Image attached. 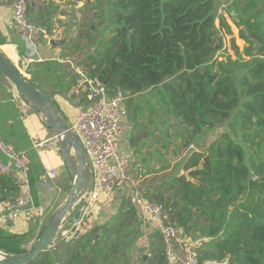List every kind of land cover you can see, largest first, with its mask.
I'll return each instance as SVG.
<instances>
[{"label":"trees","instance_id":"16d2710c","mask_svg":"<svg viewBox=\"0 0 264 264\" xmlns=\"http://www.w3.org/2000/svg\"><path fill=\"white\" fill-rule=\"evenodd\" d=\"M112 1L108 20L100 22L104 26L92 23L98 35L104 28L99 35L102 45L91 43L87 51L78 47L85 52L73 58V65L102 83L109 94L150 93L159 98L172 113L173 126L179 125L180 135L185 134L182 147L206 129L223 130L188 156L187 175L174 174L164 182L168 189L157 195L150 196L144 186L145 198L161 203L167 220L185 237L204 241L201 260L228 256L230 264H264V0H233L244 45L240 51L233 44L235 58L225 59L216 56L223 42L215 25V0H85V4L96 9ZM219 27L229 31L222 17ZM107 29L110 34L105 36ZM200 163L202 167L196 168ZM15 190L12 179L0 175V200L13 197ZM126 235L108 243L106 232L100 235L92 229L72 245L67 241L28 264H60L57 255L68 258L61 264H124ZM92 237L104 244H91ZM153 237L150 256L142 264H168L159 231ZM29 239L28 234L0 228V249L5 252H26L23 245Z\"/></svg>","mask_w":264,"mask_h":264},{"label":"crops","instance_id":"0c3cea01","mask_svg":"<svg viewBox=\"0 0 264 264\" xmlns=\"http://www.w3.org/2000/svg\"><path fill=\"white\" fill-rule=\"evenodd\" d=\"M40 1L33 0L28 8V16L34 23L41 25L44 23L45 27H49V38L34 35L31 44L28 43L25 40V31L14 19L12 0H0V47L41 91L54 97L61 117L70 124L80 110L91 105L89 98L91 79L82 73L80 67L74 66L73 58L70 59L66 54L71 41L70 29L74 28L75 24L68 23L71 11H61V8L70 9V2L51 0L48 6L41 4L40 7ZM74 1L73 5L80 7L79 12L83 11L84 6H91L90 3L85 4V0ZM215 2L218 6L215 20V25L219 28L218 35L225 37L224 35L228 34L230 44H236L235 42L240 38L235 31L237 30L235 22L238 18L234 9L231 8L233 0H215ZM220 17L228 25L229 31L226 32L225 28L219 27ZM65 38L66 42L58 46L48 43L49 39ZM243 45L240 43L239 46L242 48ZM222 48L225 46L223 45ZM85 49V51L88 50L87 47ZM30 51L32 55L29 57ZM78 52L76 57L79 58L83 52ZM34 55L38 56L37 60H34ZM59 65H63L66 70L60 71ZM15 94L16 91L10 81L0 75V133L7 144L27 153L35 209L22 213L6 230L16 234H28L30 241L33 242L49 217L46 215L47 210L52 206L54 210L66 198L71 187V180L69 176L67 189L64 184L60 185L64 179L62 177L57 179L59 172L67 170L54 135L42 125L38 116L30 108L16 101ZM124 107L127 114L121 122L117 146L120 155L126 161L128 180L109 197L93 205L92 229H96L100 235L102 232L109 233L111 239L127 233L123 241L130 235L137 234L146 241L141 243H144L146 246L144 248L147 250L153 244V234L158 230L154 224L142 220L139 209L126 197L130 179H137L140 186H146L150 196L165 192L168 188L164 182H170L174 174L187 175L188 170L184 168V165L188 156L194 151H199L204 141L209 145L214 137L210 139L208 135L204 139L200 135L199 139L190 143L196 147L193 150L180 146L181 136L178 138L177 131L178 134L181 133V127L173 126L172 113L169 109L166 110L161 100L153 94H131L125 99ZM29 123L32 128L28 127ZM0 157L4 158L1 153ZM51 163L55 165L52 166ZM47 164L49 167H46ZM58 167H60L59 170ZM50 169L56 172V177L51 181V188L46 189L43 186V178L44 173ZM37 182L39 187L36 189ZM81 205L82 202L77 204L78 213ZM77 217L75 213L68 216L62 230L71 228ZM117 221L124 222V226L119 227ZM116 224L119 229L115 228ZM123 229L126 230L123 231ZM117 230L120 231L118 234ZM184 238L183 232L180 231L177 238L172 241L174 253L180 259L183 256L181 240ZM174 261L176 264H182L178 259Z\"/></svg>","mask_w":264,"mask_h":264},{"label":"built area","instance_id":"2783aa9c","mask_svg":"<svg viewBox=\"0 0 264 264\" xmlns=\"http://www.w3.org/2000/svg\"><path fill=\"white\" fill-rule=\"evenodd\" d=\"M33 0H12L13 16L19 27L25 33V40L31 44L34 35L49 38L48 29L34 23L28 16V8ZM216 55L225 54L221 48ZM32 52L28 53L30 57ZM89 98L91 105L82 109L76 118L69 124L76 133L87 152L89 161L94 170V183L83 198L79 208V216L71 228L61 229L60 236L67 241L80 240L92 230L91 217L93 205L109 197L116 189L122 187L128 180L126 161L120 155L117 138L121 133V122L127 110L124 107L126 96L117 91L109 94L102 83L90 80ZM92 82V83H91ZM190 148L193 145H189ZM0 175L8 176L15 186V195L9 199L0 200V228L7 229L24 212L35 209L32 188L29 177V159L22 152H17L7 144L0 135ZM56 177L54 170L44 173L43 186L51 188V181ZM145 188L138 184L137 179H130V187L126 197L139 209L144 222L156 226L162 239L164 255L168 264H176L175 259L182 264H230L228 256L222 259H200L204 241L185 237L182 241L183 256L180 259L175 255L172 241L177 238L180 230L177 225L167 220L163 205L145 198Z\"/></svg>","mask_w":264,"mask_h":264},{"label":"water","instance_id":"95a60500","mask_svg":"<svg viewBox=\"0 0 264 264\" xmlns=\"http://www.w3.org/2000/svg\"><path fill=\"white\" fill-rule=\"evenodd\" d=\"M65 42L66 38L49 39L48 41L52 46H58ZM37 59L38 56L34 55V60ZM0 73L13 85L21 102L38 116L48 131L53 133L71 180V187L66 198L49 215L39 235L26 252L12 254L0 249V264H28L35 260L39 254L49 249H57L61 244L67 242L66 237L59 238L60 231L68 216L73 213L76 217L79 215L76 211L77 204L88 196L94 183V170L81 139L61 117L54 97L41 91L24 75L1 47ZM201 167L202 163L196 168Z\"/></svg>","mask_w":264,"mask_h":264},{"label":"rangeland","instance_id":"374dc122","mask_svg":"<svg viewBox=\"0 0 264 264\" xmlns=\"http://www.w3.org/2000/svg\"><path fill=\"white\" fill-rule=\"evenodd\" d=\"M50 2H51V0H41L40 1V7H41V4H45L44 6H48ZM68 2H70L69 3L70 4V7H69L70 9H68L67 7H62L61 8V11H66V10L71 11L70 17L68 18V23L69 24L71 23V25L75 24V27L72 28V29H70L71 41H70V44H69V46L67 48V53H66L68 55V57L71 59V58L76 57L77 54L79 53L78 50H77L78 47H82V48H86L87 47L88 48V47H91L92 45H94L95 47L96 46H99V45H102L103 42H102V40H99V35L102 33V31L104 30V28L102 27L101 30L98 29V32H100V34L98 35V33L94 30V26H93L92 23H94V24H96L97 26H100V27L101 26H104L100 22L101 21H107L108 20L107 17H109V15H110V12H108V9L111 8V4H113L114 2L113 1L111 3H108L107 2L108 3L107 6H105L104 4H101L96 9H94V10H96V12L93 10V8L95 6L93 7L92 5L90 7L89 6L88 7L87 6H84L83 11L82 12H79L80 11L79 10L80 7H75L73 5V3L75 4V1L74 0H68ZM56 21H59V20H56ZM98 23H100V24H98ZM107 24H108V22H106L105 25H107ZM88 25H91V27L88 26ZM235 31H236V34L239 36V33H238L239 27H237V30H235ZM83 32H86L87 35H83ZM88 34H91V36H88ZM104 34H105V36H107V35L110 34L108 32V29L104 32ZM92 36L93 37H96L95 38V41L94 42H87L88 41V38L89 37H92ZM224 36L225 37H221V36L220 37L222 39L223 45L225 46V54H229L232 58H235L236 52L232 48V45L230 44V42L228 41V38H227V37H229V35L228 34H225ZM91 43H93V44L90 46ZM235 43H236L235 45L238 46V48H239L240 47L239 46L240 43H242V45H243L244 41H243V39L240 38V40L236 41ZM239 49L241 51L242 48L240 47ZM225 54L224 55L223 54L220 55V58L219 59H225L227 57V55H225ZM130 95L131 94H125L126 98L129 97ZM15 99H16V101H18V103H20V105H23V103L19 99L17 93L15 94ZM157 99H159V98H157ZM31 126L32 125H30V123H29L28 124V127L30 128ZM222 131H223L222 128L221 129H219V128H216V129H206V130H204V134H202V137L201 138H204L205 139L209 135V138L210 139H212L213 137L215 139V138H217V137L220 136V134L222 133ZM181 134H182V132H181ZM177 135H179L178 138L180 136L181 137L182 136L185 137V134L184 135H180V132L178 134V131H177ZM191 145H193V147L190 148L188 146L189 149L193 150V149L196 148L194 144H191ZM206 146H207V143H205V141H204V143L199 148L206 147ZM14 150L17 151V152H22L25 155H27V153H25L23 150H16V149H14ZM50 165L54 166L55 163H51ZM46 167H49V164H47ZM57 169L59 170L60 167H58ZM60 171L61 172H59V176L57 177V179H59V177H62V179H64V181L63 182H60V185L63 186V184H64L65 189H67V187H68L67 186V179L69 177V174H68L67 171H62V170H60ZM29 173H30V165H29ZM35 187H36V189H37V187H39V182L36 183ZM53 208H54V206H52L50 209L47 210V214H46L47 216H49L52 213V211H53L52 209ZM117 222H119V227H121L122 224L124 226V222H122V221H117ZM119 227L116 224L115 228L116 229H119ZM126 229H127V227H126ZM126 229H123V231H125ZM130 231H129V233H130ZM107 235H108L107 238L109 239V240L107 239V242L108 243L110 241H114V239H111L109 237V233H107ZM190 237L191 236H188L187 238H190ZM95 240L98 241V239H94L92 237L91 238V244H94V245H100V243L104 244L103 242L96 243ZM75 241H77V240H75ZM124 241L128 245V247L126 248V250L125 249L123 250L124 264H142V260H144L146 258H149V256H150L149 251H148V249L146 250L144 248V247H146V246H144V243L146 241L142 237L138 236L137 234H134V235L132 234L129 237H127V239L124 240ZM142 241L144 243H141ZM30 242L31 241L29 239L28 243L24 244L23 247H25L26 249H28V247L32 243V242L31 243ZM69 242H70V245L73 244L72 240H70ZM85 243L86 242H84V244ZM138 247H142L145 250L139 251V250H137ZM61 252H63V253L66 252L67 253L66 250H63ZM91 256L92 255H89V256H87V258H90ZM67 259L68 258H66V259L65 258H61L59 255H57V257H56V260H58L59 261L58 263H60V264L61 263H64L65 261H67Z\"/></svg>","mask_w":264,"mask_h":264}]
</instances>
